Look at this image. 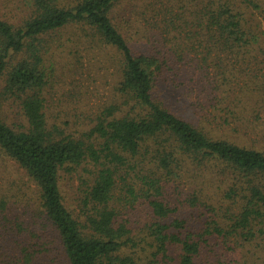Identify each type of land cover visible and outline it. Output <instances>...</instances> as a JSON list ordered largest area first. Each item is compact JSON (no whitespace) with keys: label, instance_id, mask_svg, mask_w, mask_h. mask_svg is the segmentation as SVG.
<instances>
[{"label":"trees","instance_id":"trees-1","mask_svg":"<svg viewBox=\"0 0 264 264\" xmlns=\"http://www.w3.org/2000/svg\"><path fill=\"white\" fill-rule=\"evenodd\" d=\"M122 1L0 0V264H264V152L221 138L264 123V0H146L144 47ZM96 56L70 127L45 89Z\"/></svg>","mask_w":264,"mask_h":264},{"label":"rangeland","instance_id":"rangeland-1","mask_svg":"<svg viewBox=\"0 0 264 264\" xmlns=\"http://www.w3.org/2000/svg\"><path fill=\"white\" fill-rule=\"evenodd\" d=\"M145 1L146 0H123L121 4L116 7L115 11L117 19L121 23L123 22L126 26L130 25L132 27L130 35L132 36L134 34L133 39L136 44L143 47L155 44L154 42L156 39V33H153L152 30L147 31L148 28H150L148 22L151 19V15L149 11L144 8ZM133 9L137 11V14H134ZM120 18H123V21ZM131 44L133 45V42ZM96 58L99 62L92 61V64L88 66V68L87 66L84 68L85 70L87 68V73L84 74L83 80L80 79V81L76 82L72 81L71 77H73L72 75L74 72L62 75L61 71H59L61 76L59 75L57 79L52 78V80H50L51 82L45 89V97L49 100L48 107L50 108L51 113L58 117L60 121L68 120L71 124L70 127H73V124H75V128L77 129H82L85 125L86 127L91 126L96 109L101 102L108 99L106 89L108 85L106 84L104 73L105 68L100 61L101 59L99 60V56H96ZM64 67L65 66H63V68ZM74 78L78 80L79 77L74 76ZM181 91L186 92L187 90L181 88ZM178 93L179 92H177V94ZM168 94L171 95V98H181L179 94H173L172 92H169ZM182 98L193 100L194 93H187ZM261 100L264 101V98H261ZM4 109L5 111H8L6 106ZM247 114L248 113H245V115ZM258 116L263 117L264 119V111L260 109ZM77 119H79V121H77ZM81 120H84L85 124H82ZM212 135L217 136L213 132ZM221 138L232 140L242 146L253 147L264 152V123L259 124L249 135H244V133H229L222 134ZM7 171L10 173L5 174L4 176H14L13 168L7 167ZM6 185L7 180H5V177L0 179V186L5 187ZM30 193L31 192L28 191L25 195L27 196ZM14 197L19 198L20 193Z\"/></svg>","mask_w":264,"mask_h":264}]
</instances>
